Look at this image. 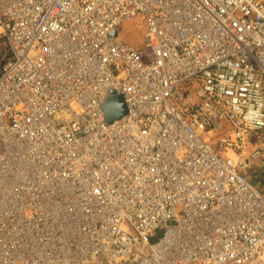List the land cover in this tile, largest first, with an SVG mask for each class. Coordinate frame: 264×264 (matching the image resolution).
<instances>
[{
  "label": "built area",
  "instance_id": "2783aa9c",
  "mask_svg": "<svg viewBox=\"0 0 264 264\" xmlns=\"http://www.w3.org/2000/svg\"><path fill=\"white\" fill-rule=\"evenodd\" d=\"M0 39V264H264V0H0Z\"/></svg>",
  "mask_w": 264,
  "mask_h": 264
},
{
  "label": "rangeland",
  "instance_id": "374dc122",
  "mask_svg": "<svg viewBox=\"0 0 264 264\" xmlns=\"http://www.w3.org/2000/svg\"><path fill=\"white\" fill-rule=\"evenodd\" d=\"M117 33L119 38L131 47L135 49H141L143 47L145 28L141 24L139 18L122 23L117 27ZM4 46H6V43L0 40V48ZM1 68L2 66H0V70ZM246 173L249 179L252 180L262 194H264V165L257 163L253 164L246 170Z\"/></svg>",
  "mask_w": 264,
  "mask_h": 264
},
{
  "label": "water",
  "instance_id": "95a60500",
  "mask_svg": "<svg viewBox=\"0 0 264 264\" xmlns=\"http://www.w3.org/2000/svg\"><path fill=\"white\" fill-rule=\"evenodd\" d=\"M115 35L116 32H113ZM114 97H118V100L115 101ZM106 121L110 123L116 119L121 118L125 115V104L120 96H116L115 93H111V98L106 102L105 105Z\"/></svg>",
  "mask_w": 264,
  "mask_h": 264
},
{
  "label": "trees",
  "instance_id": "16d2710c",
  "mask_svg": "<svg viewBox=\"0 0 264 264\" xmlns=\"http://www.w3.org/2000/svg\"><path fill=\"white\" fill-rule=\"evenodd\" d=\"M1 41H4L3 39H0ZM5 42V41H4ZM1 53H0V66H3L11 57V54L9 52V49L6 46L0 48Z\"/></svg>",
  "mask_w": 264,
  "mask_h": 264
}]
</instances>
